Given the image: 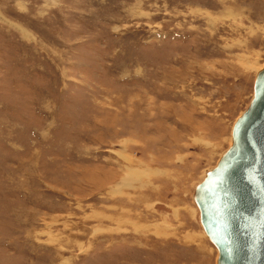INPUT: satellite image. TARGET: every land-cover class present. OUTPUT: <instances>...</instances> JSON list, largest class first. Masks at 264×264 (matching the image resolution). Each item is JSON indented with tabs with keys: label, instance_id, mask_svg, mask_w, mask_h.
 <instances>
[{
	"label": "rangeland",
	"instance_id": "obj_1",
	"mask_svg": "<svg viewBox=\"0 0 264 264\" xmlns=\"http://www.w3.org/2000/svg\"><path fill=\"white\" fill-rule=\"evenodd\" d=\"M264 64V0H0V264H216L194 186Z\"/></svg>",
	"mask_w": 264,
	"mask_h": 264
},
{
	"label": "water",
	"instance_id": "obj_2",
	"mask_svg": "<svg viewBox=\"0 0 264 264\" xmlns=\"http://www.w3.org/2000/svg\"><path fill=\"white\" fill-rule=\"evenodd\" d=\"M231 138L194 186L198 222L217 248L216 264H264V64Z\"/></svg>",
	"mask_w": 264,
	"mask_h": 264
},
{
	"label": "bare ground",
	"instance_id": "obj_3",
	"mask_svg": "<svg viewBox=\"0 0 264 264\" xmlns=\"http://www.w3.org/2000/svg\"><path fill=\"white\" fill-rule=\"evenodd\" d=\"M215 246V245H214Z\"/></svg>",
	"mask_w": 264,
	"mask_h": 264
}]
</instances>
